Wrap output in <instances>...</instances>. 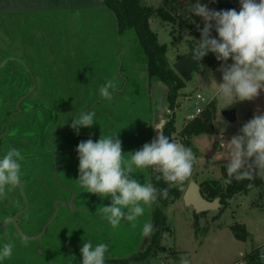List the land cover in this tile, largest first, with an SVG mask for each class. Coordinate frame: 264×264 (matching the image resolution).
<instances>
[{
    "label": "rangeland",
    "instance_id": "rangeland-1",
    "mask_svg": "<svg viewBox=\"0 0 264 264\" xmlns=\"http://www.w3.org/2000/svg\"><path fill=\"white\" fill-rule=\"evenodd\" d=\"M164 1L142 0L154 9L162 6ZM194 3L196 0H184L175 23L165 22L157 16L150 19L159 41L168 46L167 56L172 66L180 56L191 52V42L197 46L196 41L200 39L203 20L189 11V5ZM200 3L217 10L218 0H200ZM14 10L40 13L21 14L13 13ZM0 11L8 12L0 16V60L7 52L20 55L40 73L38 87L31 97L35 101L41 102L47 93L44 73L48 72L60 84L68 57L75 59L78 51H85L87 67L76 76L78 81L81 80L82 94L67 98L63 92L70 90L69 86L66 83L60 85L59 95L67 99L59 106H53L57 119L49 137L53 141L58 139L62 149H73L75 154L72 156L78 158L76 147L81 141L92 139L95 142L101 134L118 133L127 156V153L141 148L143 125L150 122L152 114L156 116V127H163L170 117H174L177 142L191 148L196 156L192 181L200 184L204 180H217L221 185L226 184L222 168L227 165V149L222 150L220 144L237 134L255 113L264 112V92L252 101H238L228 106L217 95L216 83L222 82L220 67L214 69L202 62L200 69L194 71L192 80H184L183 88L173 94L167 85L150 78L146 58L137 40L131 34L118 36L114 16L102 6V0H0ZM68 70L71 71L67 76L74 73L72 69ZM107 80H112L119 89L110 101L98 94L99 86ZM156 97L164 100V110L154 111ZM212 101H215L216 108L212 119L213 132L195 135L189 139L191 143L186 144L188 137L182 135L181 129L190 122L188 116L197 108L204 110ZM85 111L95 112L92 127H81L78 135L69 128L60 135L75 116ZM232 111L236 120L229 118ZM7 123L0 115V132ZM11 142L7 137L3 138L1 155L11 148ZM41 159L40 165L38 161L37 167L31 171L35 180L25 188L30 209L22 215L24 233L33 236L41 231L53 214L54 198L64 201L70 196L66 188H70L69 184L75 187L76 203L60 206L58 216L41 240H27L10 223L0 229V247L9 241L15 245L12 257L0 264H82L80 249L84 242H91L94 247L99 243L107 244L105 259L145 256L136 264H179L181 257H187L191 264H234L243 258L248 262L247 253L264 245V185L254 187L246 194H236L224 205L201 213L187 206L183 197L168 204L164 212L169 228L161 233L160 244L150 256L155 246L148 253L141 248L154 236L153 232L147 243L142 234L144 223L151 220V207H146L135 229L127 221L113 228L97 210L101 205H110V198L101 199L98 194L87 193L77 185L78 182L71 184L68 176L74 170L68 169L66 157L60 158L63 166L58 173L59 180L52 176L50 168L43 169L46 167ZM154 174L152 168H146L138 169L134 176L145 183L151 182ZM23 204L19 188L9 187L6 196L0 198V211L21 209ZM75 204L89 206L75 211ZM236 223L246 226L251 235L248 240L235 237L232 226ZM157 230L155 227L156 233Z\"/></svg>",
    "mask_w": 264,
    "mask_h": 264
},
{
    "label": "clouds",
    "instance_id": "clouds-1",
    "mask_svg": "<svg viewBox=\"0 0 264 264\" xmlns=\"http://www.w3.org/2000/svg\"><path fill=\"white\" fill-rule=\"evenodd\" d=\"M239 3V12L209 9L200 0L189 5V11L203 20L202 29L197 25L201 36L192 53L199 60L211 52L222 62L218 69L222 73V82L216 83L217 95L228 106L238 101H252L264 92V0H239ZM213 30L217 37H212ZM229 60L232 62L228 63ZM116 91L119 89L112 80L98 88L99 97L109 101ZM164 107V100L156 97L154 111H162ZM94 117V111L81 112L71 127L78 135L81 127L93 126ZM152 127L157 130L155 138L127 156L118 133L101 134L97 141L88 139L76 147L79 159L77 182L87 193L98 194L101 199L110 198V205H101L97 210L113 228L127 221L135 229L146 207L155 204L158 197L167 199L169 188L182 186L193 174L196 156L192 149L170 140L162 129ZM220 147L227 149L226 182L253 180L256 176L264 178V112L255 113ZM23 160L21 150L15 147L0 158V198L6 196V189L21 183ZM146 168H152L156 173L155 180H163L169 187L161 189L151 182L141 183L134 174L138 169ZM154 230L149 220L144 223L142 234L148 237ZM14 247L12 241L0 247V262L12 257ZM80 252L82 264H105L108 245L99 243L94 247L91 242H84ZM261 259L264 260V254ZM179 264H191V261L181 257Z\"/></svg>",
    "mask_w": 264,
    "mask_h": 264
},
{
    "label": "trees",
    "instance_id": "trees-1",
    "mask_svg": "<svg viewBox=\"0 0 264 264\" xmlns=\"http://www.w3.org/2000/svg\"><path fill=\"white\" fill-rule=\"evenodd\" d=\"M183 2L184 0H165L162 6L154 9L144 4L142 0H102V6L109 10L114 16L118 36L121 37L131 34L132 37L137 40L138 46L146 58L147 71L150 78L167 85L173 94H176L183 88L184 79L174 70L170 63L167 56L168 46L159 41L158 34L151 27L150 19L157 16L165 22L175 23L177 21L176 15L179 14ZM228 9H235L229 0H218L217 11ZM5 15L7 14L0 12V16ZM41 18L44 20L43 17ZM214 33L215 30H213L211 34ZM194 48H196V46L191 42L190 50ZM84 53L85 51L82 49V52L78 51V55L76 54L75 59L74 57H68L69 60L66 61L68 62L66 63L67 69L64 72V78L60 79V84L53 80L48 72L44 73L47 93L44 99H41V102L31 98L34 96L38 87L37 77L40 73H37L35 71L36 69H33L32 65L28 63L24 57L20 55H10L8 52L7 54H2V59L0 60V115L6 119V123L10 115L17 110V100L21 96L27 94L34 84H36L30 95L20 104L21 112L12 120L10 132L6 136L7 139L12 141L11 147L21 150L24 156V160L21 161V181L24 182L25 188L27 185H31L33 183L32 181L35 180V175H33L31 171L34 170L33 168L37 167L38 161L40 165V157H42V165L46 167L43 169L50 168L52 170V154L58 151V139L53 141V139L49 137L50 130L57 119V114L54 111L55 107L53 106H59L61 102L63 103V101L71 95L79 96L82 94V83L81 80H77L79 77L76 78V76L81 75L80 73L87 67L88 62L85 59L86 54ZM186 55L187 54H184L178 59ZM202 62L214 69L221 67L222 64L221 61L216 59L214 53H210L208 56L198 61L195 70L200 69V64ZM231 62V60L228 61V63ZM68 69H72L74 73H70L71 75L67 76L66 74L71 71ZM65 83L70 89L66 91L67 94L63 92L67 98H64V95H62V97L59 95L60 85ZM54 97H56V99L53 100ZM215 109V101H212L203 110L201 116L183 126L181 133L188 137L186 144H190L191 142L189 139L195 135L213 132L212 119L215 114ZM5 127L6 125L0 133L5 130ZM163 132L170 140L177 142L175 136L177 128L174 117H170L165 123ZM23 140H25V142ZM2 141L3 139L0 141L1 149ZM68 150L73 149H67V151ZM63 151H66L65 148H63ZM1 156L0 158L3 157ZM44 162L45 164H43ZM222 172L225 181H227L228 175L226 166H223ZM151 181L157 188H167V184L163 180L159 182L155 180V175L152 176ZM191 181L192 176L182 186L171 187L167 199L158 197L157 204H155L153 208L154 224L158 227V230L153 237L152 248L153 246L158 248L159 244L157 243L161 233L164 229L169 228L167 226L168 218L164 212V208L168 206V204L182 198L185 189ZM262 185H264V178L259 176H256L253 180L243 179L238 181L233 179L231 183L226 182L225 185H221L217 180H204L200 183L204 197L208 200L220 198L222 205L227 203L229 199L236 194H246L252 188ZM22 207H24V204ZM18 210H20V208L13 211L11 210L10 212H0L2 216L6 218L14 215ZM23 219L24 216H21V224ZM232 230L235 237L242 241L248 240L251 236L250 232L243 224H234ZM152 248L148 251L150 252ZM143 257L145 256L107 260L105 264H136V261ZM246 259L249 263L260 264V251L256 249L251 251L246 255Z\"/></svg>",
    "mask_w": 264,
    "mask_h": 264
},
{
    "label": "water",
    "instance_id": "water-1",
    "mask_svg": "<svg viewBox=\"0 0 264 264\" xmlns=\"http://www.w3.org/2000/svg\"><path fill=\"white\" fill-rule=\"evenodd\" d=\"M211 35H212V37L218 36V34L216 32L214 34H211ZM194 49H192L189 54H187L184 57H181L180 59H178L173 64L174 70L186 81L192 80L196 64L198 63L199 60H201V59L197 60L194 58V55L192 53V51ZM210 53L211 52H208L207 55H205L204 57L208 56ZM35 86H36V84H34V86L29 90V92L27 94L21 96L17 100V102H16L17 110L10 115L9 122L6 125L5 130L2 133H0V141L9 134L10 125H11L12 120L14 119V117L16 115H18L21 112L20 104L24 101V99H26L30 95V93L33 91ZM75 118H76V116L73 118V120ZM229 118H230V120H236V115H235L234 111L229 113ZM69 128H72L71 124L68 127H65L61 131L60 135L62 134V132L64 130L69 129ZM60 150H61V148H60ZM59 153H60V151L57 153L56 157H58ZM0 156H1V148H0ZM57 162H58V167L55 171V176H56L57 180H59L58 170H59L60 165H59L58 158H57ZM17 187L19 188V190L21 192L23 202H24V207L22 209L16 211L14 215L4 218L0 222V229L5 228L10 223L14 226V228H16L17 232L21 236L26 238L27 240H41L43 238V236L45 235V233L47 232L49 226L54 222V220L58 216L60 206H64V207L73 206L74 202H75V198H76V192L73 189L64 186L67 188V190H69L72 193L71 199L66 201V202L61 200V199L55 200L54 212H53L50 220L43 226V228L41 229L40 232H38L37 234H35L33 236H27L21 227V216L23 214H25L26 212H28V210L30 209L29 198H28V195L26 193L25 184L23 181H21V183ZM168 187L169 186L167 185V188ZM169 190H170V188H169ZM183 200L187 206L193 207V209L196 213H201V212H204L207 210L216 209L221 204L220 198H215L214 200H208L207 198H205L204 195L202 194L200 184H198L195 181L189 182L187 188L184 191ZM154 251H155V248L151 252L150 256H152V253Z\"/></svg>",
    "mask_w": 264,
    "mask_h": 264
},
{
    "label": "flooded vegetation",
    "instance_id": "flooded-vegetation-1",
    "mask_svg": "<svg viewBox=\"0 0 264 264\" xmlns=\"http://www.w3.org/2000/svg\"><path fill=\"white\" fill-rule=\"evenodd\" d=\"M156 118V116H154V114H152V117H151V119H150V122H148V123H145L144 125H143V138H144V140L142 141V143L139 145L141 148H142V146L145 144V143H149V142H151V140L152 139H154L155 138V136L157 135V130L156 129H154L152 126H154V125H156L155 123V119ZM72 121H73V119H72ZM71 121V122H72ZM164 125L165 124H163V127H164ZM69 126V125H68ZM68 126H66V127H68ZM156 127V126H155ZM163 127H160V126H158V128H160V129H162V131H163ZM65 128V127H64ZM182 130V129H181ZM135 133V132H134ZM136 135L139 137L140 136V134L139 133H137L136 132ZM124 145V144H123ZM127 147H129V145H127ZM60 148H61V150H60ZM60 151V153H59V155H58V157H56V155H57V153ZM73 154H75V152L73 151V150H68V151H63V149H62V147H61V143L59 142V144H58V151H56L54 154H52V171H51V174H52V176L53 177H55L56 178V176H55V171H56V169H57V167H58V162H57V158H58V160H59V165H60V167H59V170H58V173H59V171H60V169L62 168V161H60V158L63 156L64 158L66 157V159H67V162H68V164H69V166H68V169H70V170H74V173L73 174H71L70 176H68V178H69V180H70V183L71 184H75L76 185V183H74V182H77V179H78V177H79V173L78 172H76V170H78V166H79V159L77 158V157H74V156H72ZM72 157H74V158H72ZM64 169H66V167L64 168ZM69 174V173H68ZM154 175H156V173L154 174ZM151 180H152V177H151ZM151 183H152V181H151ZM77 185H79V184H77ZM168 185V184H167ZM69 186H70V188L71 189H73V188H75V187H72L73 185H70L69 184ZM74 190V189H73ZM75 191V190H74ZM69 197L66 199V200H64L65 202L66 201H68V200H70L71 199V197H72V193L69 191ZM56 198L57 197H55L54 198V200H56ZM53 200V201H54ZM62 200V199H61ZM75 200H76V198H75ZM154 208V207H153ZM53 209H54V207H53ZM54 212V211H53ZM151 222H152V224L154 225V228L155 227H157L155 224H154V215H153V217H152V220H151ZM156 235V231H154V236ZM151 236V235H150ZM150 236H148V237H146V239H145V242H147L148 243V241H149V238H150ZM153 236V237H154ZM161 236V235H160ZM147 240V241H146ZM152 241H153V239H152ZM152 241L147 245L146 244V246H145V244L144 245H142V250L144 249L146 252L150 249V248H152V245H153V243H152ZM152 244V245H151ZM157 244H160V237H159V241H158V243ZM155 249H156V246H155ZM134 257H135V255H134ZM133 257V258H134Z\"/></svg>",
    "mask_w": 264,
    "mask_h": 264
},
{
    "label": "crops",
    "instance_id": "crops-1",
    "mask_svg": "<svg viewBox=\"0 0 264 264\" xmlns=\"http://www.w3.org/2000/svg\"><path fill=\"white\" fill-rule=\"evenodd\" d=\"M18 3V2H17ZM7 5H8V2H7ZM30 6V5H29ZM33 8V7H32ZM15 11H17L18 12V10H14V11H12L13 13H17V12H15ZM33 11H35V10H23L22 12H18V13H21V14H28V13H31V12H33ZM39 11V10H38ZM57 11V10H56ZM0 12H2V13H6V14H8V12L7 11H0ZM41 12H46V11H41ZM33 13H40V12H33ZM75 203H76V200H75ZM84 206L86 207V206H89V204H87V205H84V204H81V205H78V204H75V211L76 210H80V209H84ZM153 207H154V205H152L151 206V208H150V211H151V220H152V217H153ZM0 215L2 216V214H1V212H0ZM3 217V216H2ZM5 217H3V219H4ZM150 220V221H151ZM2 221V220H1ZM248 230V229H247ZM258 250V251H260V264H264V260H262L261 259V256H262V254H264V245L263 246H258V247H255V248H253L251 251H253V250ZM250 251V252H251ZM249 252V253H250ZM248 254V253H247ZM243 257H245V255L243 256ZM114 259H122V258H118V257H114L113 259H105V261H107V260H114ZM244 260H240V261H245V258H243ZM238 262V261H237ZM248 263V262H247ZM249 264V263H248Z\"/></svg>",
    "mask_w": 264,
    "mask_h": 264
},
{
    "label": "built area",
    "instance_id": "built-area-1",
    "mask_svg": "<svg viewBox=\"0 0 264 264\" xmlns=\"http://www.w3.org/2000/svg\"><path fill=\"white\" fill-rule=\"evenodd\" d=\"M232 5L234 6L235 10L237 12H239L240 10V3H239V0H229ZM203 112V109H200V108H197L196 109V112L195 113H192L188 116V121H192L194 120L195 118L199 117L201 115V113ZM234 264H248L246 261H238V262H235Z\"/></svg>",
    "mask_w": 264,
    "mask_h": 264
}]
</instances>
